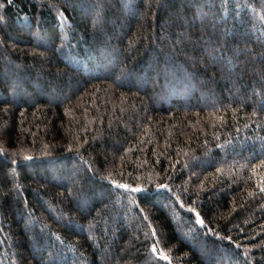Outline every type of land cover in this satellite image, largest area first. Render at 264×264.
<instances>
[{"label":"trees","instance_id":"obj_1","mask_svg":"<svg viewBox=\"0 0 264 264\" xmlns=\"http://www.w3.org/2000/svg\"><path fill=\"white\" fill-rule=\"evenodd\" d=\"M262 188L264 0H0V264H264Z\"/></svg>","mask_w":264,"mask_h":264},{"label":"snow or ice","instance_id":"obj_2","mask_svg":"<svg viewBox=\"0 0 264 264\" xmlns=\"http://www.w3.org/2000/svg\"><path fill=\"white\" fill-rule=\"evenodd\" d=\"M30 159V158H29ZM217 171H219V169H217ZM118 187H121V188H124V189H127L128 188V185L126 184H121V185H118ZM157 188H160V189H163L166 187V185H163V184H157L156 185ZM262 191H264V188L261 189ZM131 191L133 192H138V191H142V189L140 188H132ZM189 211L191 212H194L195 210L194 209H189ZM196 223L198 225H201L203 226L204 225V221L200 218L199 214H197V218H196ZM153 235H156L155 231H153ZM227 239H230V237H226ZM152 251L155 253L156 252V248L153 247ZM161 258L164 259V260H168V257L166 255H163L161 254Z\"/></svg>","mask_w":264,"mask_h":264}]
</instances>
